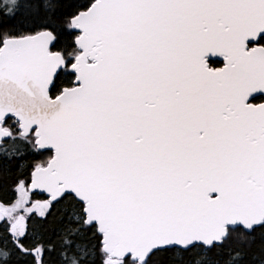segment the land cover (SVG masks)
Returning <instances> with one entry per match:
<instances>
[{
    "label": "snow or ice",
    "instance_id": "obj_1",
    "mask_svg": "<svg viewBox=\"0 0 264 264\" xmlns=\"http://www.w3.org/2000/svg\"><path fill=\"white\" fill-rule=\"evenodd\" d=\"M0 264H264V0H0Z\"/></svg>",
    "mask_w": 264,
    "mask_h": 264
},
{
    "label": "trees",
    "instance_id": "obj_2",
    "mask_svg": "<svg viewBox=\"0 0 264 264\" xmlns=\"http://www.w3.org/2000/svg\"><path fill=\"white\" fill-rule=\"evenodd\" d=\"M40 198H44V197H40Z\"/></svg>",
    "mask_w": 264,
    "mask_h": 264
}]
</instances>
